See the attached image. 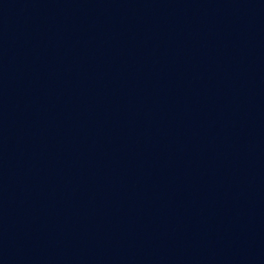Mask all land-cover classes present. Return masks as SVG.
I'll return each instance as SVG.
<instances>
[{
	"label": "water",
	"instance_id": "obj_1",
	"mask_svg": "<svg viewBox=\"0 0 264 264\" xmlns=\"http://www.w3.org/2000/svg\"><path fill=\"white\" fill-rule=\"evenodd\" d=\"M264 200V0H0V264H222Z\"/></svg>",
	"mask_w": 264,
	"mask_h": 264
}]
</instances>
